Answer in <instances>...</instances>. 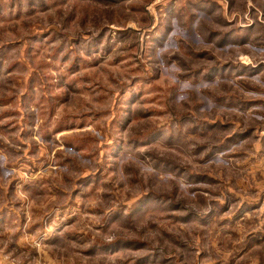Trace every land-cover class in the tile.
<instances>
[{
    "label": "clouds",
    "instance_id": "obj_1",
    "mask_svg": "<svg viewBox=\"0 0 264 264\" xmlns=\"http://www.w3.org/2000/svg\"><path fill=\"white\" fill-rule=\"evenodd\" d=\"M0 34L3 67L18 69L3 79L19 84L0 132V208L14 216L0 264H42L50 239L59 264L84 249L134 264L139 253L116 249L141 242L153 264H264V229L246 251L252 237L232 222L241 204L264 211V0H0ZM151 92L164 119L126 128ZM82 122L94 125L86 148L56 136ZM37 191L56 196L34 207Z\"/></svg>",
    "mask_w": 264,
    "mask_h": 264
},
{
    "label": "rangeland",
    "instance_id": "obj_2",
    "mask_svg": "<svg viewBox=\"0 0 264 264\" xmlns=\"http://www.w3.org/2000/svg\"><path fill=\"white\" fill-rule=\"evenodd\" d=\"M229 4H231V0H229ZM16 21L19 22V25L21 27L25 26L24 20L17 16L15 18ZM47 35V33H41V39L43 36ZM0 38H2V34H0ZM32 39L35 40L36 36L33 35ZM8 51H10V46L8 47H0V57H6ZM30 51V47L25 48V52L27 53ZM92 68L95 67V65L91 66ZM18 71L16 68V64L13 63L12 65H9L7 69L3 67V60H0V132H3L8 128V125L12 123L13 118L18 114L19 109L14 108L11 105L14 103V97H15V87H19V84L16 83L13 79H9L7 83H5L3 77L5 75H8L9 73ZM25 83L30 87L33 83L32 76H28ZM7 93V95H5ZM122 93L118 92L115 93V95L119 96ZM156 94L154 92L151 93H141L139 96L134 97L133 103L142 101V111H140L137 115L133 116L131 119L127 121L126 128L131 126L135 121L137 120H150V121H157V120H163L164 119V111L163 106L159 104L158 99L154 98ZM24 97H20V101H23ZM87 103V101H85ZM6 121V123H4ZM94 127L92 123H85L82 122L78 127L77 126H71V127H62L59 129V131L56 132L57 137H64L68 136L71 139L78 140L85 144V148L87 145V141L89 139V132ZM264 131V130H262ZM236 133H233V136H235ZM159 136V133H156L154 137H152V140L155 141ZM250 137H252V130H245V133L240 135L241 140H247ZM66 145L65 144H56L54 145L52 149L53 155H56L58 151L62 150ZM147 147V145H146ZM160 147L162 149H169L174 150L172 142L170 141L167 144H161ZM104 149L103 146H101L100 149V155L103 156ZM61 165L59 162L52 165L51 167L53 169L60 167ZM91 175V173H89ZM198 176V179L195 180V183L199 185H206L209 183V180L206 179L208 176V173H198L196 174ZM253 176L255 174L253 173ZM15 181H10L8 185V190L11 192L14 188ZM36 196H40L41 199L39 201L33 199V206L38 207L39 205L44 204L45 198L52 197L55 198L56 193L50 192H35ZM126 195H128L126 193ZM3 196V186L2 181H0V201H2ZM138 200H142V196L136 197ZM129 199H131V196L129 195ZM224 211H228V208L225 207ZM169 212L172 216L180 217L181 216V210L178 206H173L171 209H169ZM28 215L25 214V216L22 218L21 223H27L28 222ZM89 216L95 215L94 213H88ZM247 216L249 219L245 220L242 219V217ZM14 219L13 214L9 211L8 208H0V228L3 226H10L12 220ZM178 224H184L188 221L183 219H177L175 221ZM232 222H233V228L235 231L240 233H247V236L252 237V240L248 244V248L246 251L250 250L252 247L259 245L262 243L261 240L256 239L253 236V232H259L262 229H264V211L261 210V207L259 203H254L248 206H245L244 204H241L239 208L236 209V211L232 214ZM77 223V220L75 218L69 219L66 221L65 227L71 228L72 225H75ZM76 229H73L75 231ZM54 245H56L55 239H50L46 242L45 246H42V251L38 250L37 255H42L44 257V260L42 261V264H59L58 255L54 254L53 252L49 251V248H52ZM145 245L143 242L136 244V245H125L123 249H116V251H123V250H130L134 253H139V255L136 256V259L134 261V264H153V261L155 259V254L152 252L144 251ZM112 252L106 253V255H112ZM2 255V254H0ZM96 254L90 252L87 249H84L82 251L75 252L71 255V258L67 260V264H90V261H93V264H102L101 261L95 260ZM242 264H253V260H249L247 262H242ZM258 264V262H256Z\"/></svg>",
    "mask_w": 264,
    "mask_h": 264
}]
</instances>
